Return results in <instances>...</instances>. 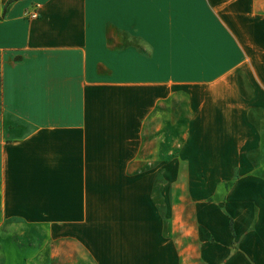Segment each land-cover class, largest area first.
I'll use <instances>...</instances> for the list:
<instances>
[{
    "label": "crops",
    "instance_id": "crops-1",
    "mask_svg": "<svg viewBox=\"0 0 264 264\" xmlns=\"http://www.w3.org/2000/svg\"><path fill=\"white\" fill-rule=\"evenodd\" d=\"M177 92L190 101V135L260 141L264 12L254 0H0L2 259L18 253L8 221L99 223L103 178L143 174L144 122ZM255 240L248 254L264 264V236Z\"/></svg>",
    "mask_w": 264,
    "mask_h": 264
},
{
    "label": "rangeland",
    "instance_id": "rangeland-1",
    "mask_svg": "<svg viewBox=\"0 0 264 264\" xmlns=\"http://www.w3.org/2000/svg\"><path fill=\"white\" fill-rule=\"evenodd\" d=\"M254 2L264 12V0ZM194 93L199 106L204 92ZM187 97L177 92L146 118L143 174L103 178L99 223L8 221L18 253L0 264H252L264 236V208L251 206L264 189V108L254 114L260 141L217 144L189 134Z\"/></svg>",
    "mask_w": 264,
    "mask_h": 264
},
{
    "label": "built area",
    "instance_id": "built-area-1",
    "mask_svg": "<svg viewBox=\"0 0 264 264\" xmlns=\"http://www.w3.org/2000/svg\"><path fill=\"white\" fill-rule=\"evenodd\" d=\"M31 17H32V18H37V14H36V13H33V14L31 15Z\"/></svg>",
    "mask_w": 264,
    "mask_h": 264
},
{
    "label": "trees",
    "instance_id": "trees-1",
    "mask_svg": "<svg viewBox=\"0 0 264 264\" xmlns=\"http://www.w3.org/2000/svg\"><path fill=\"white\" fill-rule=\"evenodd\" d=\"M230 229H231V231H232V227L230 226Z\"/></svg>",
    "mask_w": 264,
    "mask_h": 264
}]
</instances>
